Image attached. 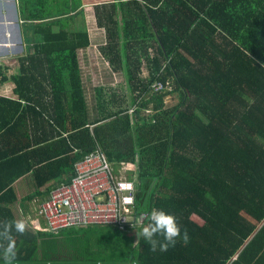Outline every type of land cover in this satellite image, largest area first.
I'll return each instance as SVG.
<instances>
[{
    "label": "trees",
    "instance_id": "1",
    "mask_svg": "<svg viewBox=\"0 0 264 264\" xmlns=\"http://www.w3.org/2000/svg\"><path fill=\"white\" fill-rule=\"evenodd\" d=\"M17 5L27 51L18 73L6 76L0 66V82L9 79L15 95H0V222L15 220L18 179L33 172V196H48L53 188L40 190L49 179L69 183L75 162L98 147L114 170L134 166L127 178L136 181V211L174 214L189 240L152 251L142 236L135 243L112 227L113 238L102 226L93 256L111 259L112 252L113 264H264V0L95 5L96 25L106 32L101 55L127 79L130 101L84 85L79 55L90 40L76 23L81 0ZM154 83L170 90L153 93ZM169 95L178 103L165 109ZM180 141L192 155L178 149ZM78 229L58 231L71 235L62 238L63 251L85 242ZM22 236L29 246L20 254L30 256L39 236Z\"/></svg>",
    "mask_w": 264,
    "mask_h": 264
},
{
    "label": "built area",
    "instance_id": "2",
    "mask_svg": "<svg viewBox=\"0 0 264 264\" xmlns=\"http://www.w3.org/2000/svg\"><path fill=\"white\" fill-rule=\"evenodd\" d=\"M153 93L170 90L169 85L154 83ZM133 111L130 108L129 113ZM134 166L120 163L114 170L100 148L85 155L74 164V176L69 183L54 187L39 206L45 230L109 226L133 235L135 243L148 214L136 211V181L128 179Z\"/></svg>",
    "mask_w": 264,
    "mask_h": 264
},
{
    "label": "crops",
    "instance_id": "3",
    "mask_svg": "<svg viewBox=\"0 0 264 264\" xmlns=\"http://www.w3.org/2000/svg\"><path fill=\"white\" fill-rule=\"evenodd\" d=\"M100 1H104L106 3L112 0H100ZM13 6H15L17 13V23H18L19 32H17V29H15V27H12ZM12 28L13 30H11ZM21 30H22L21 21L18 15L17 0H0V66L3 68L2 72L4 75L8 71H11L10 75L18 73L19 71L18 58L25 55L27 51L26 45H25V50L22 51V43H21L22 36L20 35L22 32ZM102 31H104L105 33L104 29H102ZM96 33L98 32L88 31L90 44L87 47V49L83 52H80L79 55L80 59H82V69L85 66L92 67L90 60L92 56V47L95 46L94 42L99 41L97 42L98 45L99 44L105 45L106 43V40L101 41V38H97ZM95 49H97L96 51L98 55H101L100 47L96 46ZM83 74H84L83 81L85 87H93L95 83H97L95 71L92 70L91 68L86 73ZM117 74H123V73L120 72ZM11 89H12L11 82L10 85L5 84L4 82H0V95L15 96L12 94ZM49 147L50 145L46 146V148ZM63 179L64 178L49 179L45 183V185L41 188L40 191L45 192L46 188L56 187L60 182L63 181ZM12 186L13 189H15L16 196L18 199L16 204L10 206L12 210L11 212L12 217L15 218V220L25 219L26 221H28L29 227L27 230L31 231L33 235L39 236L38 241L31 245L32 249L35 248L34 250L35 252H32L30 256L25 254H20L22 246H25V248L29 246V245H21V243L24 242L26 237L22 236L21 234L19 236H13L17 248V257L16 260L13 262V264H113L112 252L109 253V257L112 256L110 257L111 259H107L106 253H105L106 258L102 260L93 256L94 251L100 253L98 250L102 248L99 242V239L102 240V238H101L100 228L98 227L97 228L90 227L84 229L80 228L76 230L79 233V236L83 239L82 241L85 242H83L82 244L80 243L81 245L79 246V249H76L74 253L72 252L70 253V250H65V251L61 250L62 252L53 250L51 246L52 244L51 241L53 237L51 235H48V231L44 229L45 223L44 220H42V217L39 215V210L37 215L32 214V216L30 215L29 212L23 211L25 208L29 209L28 205L31 204L32 202L42 203L45 200L43 198L47 197V195L42 197L33 196L35 195L34 189L36 187V182H34V178H33V172H30V174L21 177L15 183H13ZM32 197H34V199ZM18 209L21 212V214L18 213ZM97 229L99 231H96ZM68 236H71L70 233ZM59 252H61V254H59ZM24 256L25 257L29 256L30 258L29 262H27V260L23 261ZM92 256L93 259L91 258ZM115 261L118 262V260ZM0 264H5L2 255H0Z\"/></svg>",
    "mask_w": 264,
    "mask_h": 264
},
{
    "label": "rangeland",
    "instance_id": "4",
    "mask_svg": "<svg viewBox=\"0 0 264 264\" xmlns=\"http://www.w3.org/2000/svg\"><path fill=\"white\" fill-rule=\"evenodd\" d=\"M82 2V9H83V17H79L78 20L76 21L77 24H82L85 25V27L87 28V30L89 32H98L96 33L97 38H101V41H105L106 40V32L104 33V31H102V29L104 28H100L96 25L95 22V17H94V6L97 4H102L105 3L104 1H100V0H81ZM13 27V26H12ZM17 29V28H15ZM13 30V28L11 29ZM105 30V29H104ZM17 32H19V29H17ZM22 36L21 38V43H22V51L25 50V37H24V33L21 32L20 34ZM97 42L99 41H95L94 44L95 46L92 47V56H91V65L92 67L89 66H85L82 70L83 73H86L90 68L92 70L95 71L96 74V81L97 83H95V85L92 88H96V87H100V88H104L108 94V96H111L112 92H116L118 95L127 98L128 101H130V88L127 86L126 82L127 79L125 78V76L123 74H117L120 73L118 71H116L114 69V65H112L109 61V59L105 56V55H98L97 53V47H102L104 45H98ZM148 65L147 63H143L142 67L140 68V76L141 78L146 79L148 76ZM11 71L6 72V76L10 75ZM5 84L10 85V80L7 79L6 81H4ZM90 88L87 91L86 94V99L89 103V105L94 104V101L91 98V89ZM95 100V99H94ZM178 103V99L176 95H169L164 99V108L165 109H171L172 107H174L175 105H177ZM147 111H145V114ZM144 114V112H142ZM180 143V146H179ZM178 143L179 146V150L183 151L185 153H190V155H192L191 153V148L188 145L187 142H183L180 141ZM184 145V146H183ZM41 203L38 202H32L31 204H29V209H24L23 211H27L30 213V215L32 216V214L37 215L38 214V210H39V206ZM18 213L21 214V212L18 209ZM97 228V227H96ZM112 228V227H111ZM110 227L107 228L113 235V238L115 237V235H117V233L113 230V228L111 229ZM96 231H99L98 229ZM66 233L67 235H69V233L67 231H62L61 233L58 232L56 233V235H51L52 238V249L55 251H61L64 250L65 246H67L64 241L62 240V237H65V239H67L66 237ZM64 235V236H62ZM106 235V233H105ZM104 235V236H105ZM102 238V237H101ZM97 241V239H96ZM104 240H100L99 242L101 244V242ZM66 249V248H65Z\"/></svg>",
    "mask_w": 264,
    "mask_h": 264
},
{
    "label": "clouds",
    "instance_id": "5",
    "mask_svg": "<svg viewBox=\"0 0 264 264\" xmlns=\"http://www.w3.org/2000/svg\"><path fill=\"white\" fill-rule=\"evenodd\" d=\"M28 227L29 223L25 219L0 222V251L5 264H13L17 257L13 232L23 235ZM139 235L149 243L152 251H156L157 246L159 250L166 251L169 246L176 244L177 238H182L184 243L189 240L186 230L183 234L181 233V227L175 215L157 208L151 210L148 223L142 227ZM158 237H162L163 240H159Z\"/></svg>",
    "mask_w": 264,
    "mask_h": 264
},
{
    "label": "water",
    "instance_id": "6",
    "mask_svg": "<svg viewBox=\"0 0 264 264\" xmlns=\"http://www.w3.org/2000/svg\"><path fill=\"white\" fill-rule=\"evenodd\" d=\"M12 22H13L12 26L18 29L17 13H16L15 6H13L12 8Z\"/></svg>",
    "mask_w": 264,
    "mask_h": 264
}]
</instances>
